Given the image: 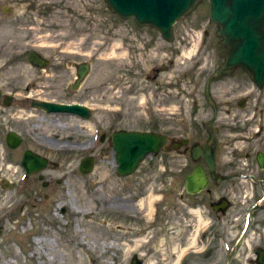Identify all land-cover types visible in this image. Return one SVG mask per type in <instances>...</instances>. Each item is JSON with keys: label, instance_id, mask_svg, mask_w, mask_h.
Listing matches in <instances>:
<instances>
[{"label": "rangeland", "instance_id": "obj_1", "mask_svg": "<svg viewBox=\"0 0 264 264\" xmlns=\"http://www.w3.org/2000/svg\"><path fill=\"white\" fill-rule=\"evenodd\" d=\"M0 3L10 9L7 15L0 9V62L27 48L48 61L35 76L0 64L1 80L21 69L35 78V97L91 108L81 118L32 107L21 95L7 106L0 102V264H130L134 255L141 264H174L173 249L190 228L188 220L179 227L175 213L190 169L187 155L176 149L150 154L133 174L119 176L110 136L116 130L151 129L192 141L205 138L204 126L213 119L214 125L240 126L222 131V141H237L241 152L255 143L254 149L264 150V84L257 87L241 68L215 80L213 116L204 86L223 57L207 0L173 23L170 41L158 29L112 12L105 0ZM81 62L90 69L71 89ZM10 131L22 139L16 148L6 146ZM26 149L47 158V167L25 175L20 162ZM85 156L94 157L88 174L78 170ZM185 262L225 260L189 254ZM231 264L252 263L241 254Z\"/></svg>", "mask_w": 264, "mask_h": 264}, {"label": "flooded vegetation", "instance_id": "obj_2", "mask_svg": "<svg viewBox=\"0 0 264 264\" xmlns=\"http://www.w3.org/2000/svg\"><path fill=\"white\" fill-rule=\"evenodd\" d=\"M0 9L4 10L5 15L10 13V9L4 4L0 3ZM1 48L0 40V59ZM32 51L35 50L27 48L22 56H9L6 62L0 64H8V68H12L9 64H14L13 68L20 66L29 75L35 76L38 66L29 61ZM19 70L16 74L12 73V79L2 81L0 78L2 104L5 97L10 99L8 105L20 95L22 99L30 102L33 98H39L34 96L37 91L36 82L33 80L35 78H27ZM214 81L208 85L209 92ZM206 87L207 80L204 95ZM210 99L213 116H216L218 104L212 94ZM234 128L240 126L214 125L213 119H210L204 126L205 138L196 137L192 141L187 140L185 144L181 141L183 138L174 140L160 133L166 137V142L157 153H169L176 149L187 155V163H190L189 171L183 176L182 188L177 192L178 206L175 211L178 216L177 225L181 227V220H188L190 228L185 229V234L189 231L190 234H184L183 241L174 247V264H186L185 259L189 254L210 260H225L223 264H231L241 254L252 264H261L260 261H264V150L254 149L255 143L251 144L248 151L241 152L236 149L239 145L237 141L220 139L222 131L239 130ZM133 130L159 133L151 129ZM206 147L207 153L211 151L212 154L209 161L200 155V150ZM260 153L263 157L262 163L258 160ZM197 166L202 167L207 184L198 192L188 193L185 190V178Z\"/></svg>", "mask_w": 264, "mask_h": 264}, {"label": "water", "instance_id": "obj_3", "mask_svg": "<svg viewBox=\"0 0 264 264\" xmlns=\"http://www.w3.org/2000/svg\"><path fill=\"white\" fill-rule=\"evenodd\" d=\"M200 0H105L108 8L123 18L131 17L138 26H150L159 30L167 41L172 40V26L180 17L187 15L196 8ZM210 7L209 22L217 26L216 35L220 41L216 45L217 53L223 62L214 70L207 80L205 97L212 103L208 85L211 81L231 75L241 67L246 71L257 87L264 84V0H208ZM29 61L38 67H45L48 61L36 51L30 52ZM90 65L82 62L76 65V78L71 85L76 89L86 78ZM1 96V94H0ZM10 99L5 97L4 105ZM33 107H40L47 112L74 114L82 118L90 115L87 106L80 103H57L49 100L33 99ZM104 136H101V140ZM10 148H16L22 142L21 137L8 132L5 138ZM114 152L116 172L119 176L133 174L145 157L157 153L165 144L166 137L148 131L116 130L110 137ZM182 143H187L183 138ZM207 147L200 150V155L207 161L212 157ZM260 163L262 154L258 155ZM48 159L31 151L24 150L21 165L27 175L38 173L48 165ZM94 168V157L85 156L80 159L78 170L88 174ZM207 179L201 166H197L185 178V190L188 193L198 192L205 188ZM264 264V261H260ZM130 264H141L134 255Z\"/></svg>", "mask_w": 264, "mask_h": 264}, {"label": "bare ground", "instance_id": "obj_4", "mask_svg": "<svg viewBox=\"0 0 264 264\" xmlns=\"http://www.w3.org/2000/svg\"><path fill=\"white\" fill-rule=\"evenodd\" d=\"M160 47H161V45L159 46L158 44L155 46V47H153L152 48V56H154V57H156V56H158L159 55V53H158V51L160 50ZM142 48H144V46L142 47ZM144 54V53H146V51H145V49H143V51L142 52H140L139 51V54ZM184 55H189V54H191L190 52H185V53H183ZM141 56V55H140ZM136 64V63H135ZM33 95V94H32ZM35 96V95H34ZM76 102V101H75ZM29 116H34V114H30ZM143 204H144V199H140V200H138V203H137V205L138 206H143ZM64 205L62 204V203H60V204H58V206L57 207H63ZM151 204L149 205V206H147L146 207V213H147V216H149L150 215V211H151ZM203 223V222H202ZM130 249H127L126 251L128 252ZM141 255V254H140ZM7 263H9V262H7ZM146 264H153L151 261H147V263Z\"/></svg>", "mask_w": 264, "mask_h": 264}]
</instances>
